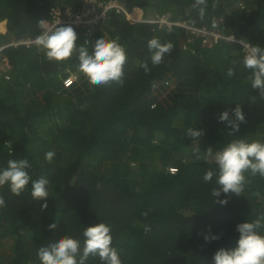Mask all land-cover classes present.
<instances>
[{
  "label": "trees",
  "instance_id": "obj_1",
  "mask_svg": "<svg viewBox=\"0 0 264 264\" xmlns=\"http://www.w3.org/2000/svg\"><path fill=\"white\" fill-rule=\"evenodd\" d=\"M118 1L138 18L171 13L264 49V0H206L203 18L196 0ZM239 1L245 9L235 7ZM80 3L0 0L1 27L7 20L0 63L10 65L8 79L0 68V168L27 159L32 180L49 181L46 210L44 200H33L31 182L21 195L0 186V264H42L38 248L63 236L78 239L82 254L83 230L101 222L111 226L122 264H212L217 249L235 246L238 223L264 217V176L245 172L243 191L229 194L226 206L213 196L214 152L241 138L264 142V94L251 86L243 46L220 40L208 48L186 41L183 27L136 23L112 9L88 42L77 30V44L90 51L101 35L126 50L122 82L98 85L79 70L75 51L55 62L36 44H8L41 35L52 8ZM153 38L173 44L159 65L148 48ZM237 105L246 116L239 132L219 120ZM196 128L202 135L193 140L187 133ZM208 171L213 180L205 182ZM209 232L220 239L206 243ZM85 264L102 262L90 255Z\"/></svg>",
  "mask_w": 264,
  "mask_h": 264
},
{
  "label": "clouds",
  "instance_id": "obj_2",
  "mask_svg": "<svg viewBox=\"0 0 264 264\" xmlns=\"http://www.w3.org/2000/svg\"><path fill=\"white\" fill-rule=\"evenodd\" d=\"M241 2L244 3L243 1L238 3ZM193 7L200 9V16L203 18L206 0H196ZM240 8L245 9L246 4L245 7L241 6ZM164 14L171 15V13H161L151 17H135L138 21L133 22L159 25L158 22L146 20H153ZM40 25L43 31L36 37L35 43L44 51L49 61H65L75 51L79 61L78 68L86 74L89 81L98 85L122 82L127 55L125 48L116 40L107 39L103 35L98 36L90 51L86 42L77 44L78 29L73 25H61L53 31H49L45 27L44 20L40 21ZM8 44L13 45L11 42ZM148 48L152 53V63L159 65L163 62L165 55L171 52L173 44L170 42L161 43L158 38H153L148 42ZM243 63L246 68L252 71V88L264 94V49L253 46L245 56ZM144 68L145 71L149 70L147 64L144 65ZM8 71H4L6 79L9 78ZM228 75H234L232 69H229ZM219 120L222 123L227 122L226 126L239 132L240 124L245 122L246 116L242 108L237 105L231 114L229 111L222 112L219 115ZM187 135L193 140H198L202 135V130L189 129ZM211 151L209 148L210 153ZM54 155V150H48L45 153V160L51 161ZM214 160L218 166L219 175L215 181L217 187L213 190V196L216 198L217 204L226 206L229 202V194L239 195L243 191L245 172L250 171L252 175L264 176V142H249L243 138L234 140L222 149L215 151ZM30 168L31 164L27 159L9 160L7 167L0 168V186L7 185L13 194L21 195L31 182L33 200H44L41 208L46 210L48 208L46 198L49 197L48 177L41 176L37 180H32L28 171ZM213 176L214 172L208 171L203 179L205 182H210L213 180ZM222 195L223 199H221ZM3 204L4 200L0 198V206ZM49 226L54 227V222L52 221ZM261 227H264V217L238 223L235 229L238 233L235 246L217 249L212 257V264H264V234L258 231ZM144 230L145 232L150 231V225H145ZM83 237L82 254L80 241L69 236H63L47 245H41L37 253L42 264H85L90 255L98 256L102 264H122L117 249L112 246L113 236L110 225L101 222L87 226L83 230ZM219 239V234L209 232L204 235L206 243Z\"/></svg>",
  "mask_w": 264,
  "mask_h": 264
},
{
  "label": "built area",
  "instance_id": "obj_3",
  "mask_svg": "<svg viewBox=\"0 0 264 264\" xmlns=\"http://www.w3.org/2000/svg\"><path fill=\"white\" fill-rule=\"evenodd\" d=\"M81 3L77 9L72 7H54L51 9V19L45 21V27L49 31H53L61 25H73L78 30L84 31V39L89 36L87 42L97 32V26L102 25L106 21L108 11L112 9H118L123 11L126 16H129V12L126 11L125 7L118 0H80ZM242 7H245L244 3H240ZM131 21H138L137 19L128 18ZM140 21V20H139ZM151 22H158L159 25H168L169 27L177 25L183 27L188 31V38L186 41L193 42L196 39L200 40L201 43L211 48L220 40H226L231 42L239 43L243 46V51L246 55L250 52L253 45L245 41L244 39L237 38L234 35L226 36L223 31L210 30L207 26H199L195 21L177 20L173 19L170 14H164L156 17L153 20H146ZM35 38H26L23 41H18L13 44L32 45L35 43ZM95 42V38L93 43ZM185 43L184 48H186ZM45 202V201H44ZM43 202V203H44ZM47 202V201H46Z\"/></svg>",
  "mask_w": 264,
  "mask_h": 264
},
{
  "label": "rangeland",
  "instance_id": "obj_4",
  "mask_svg": "<svg viewBox=\"0 0 264 264\" xmlns=\"http://www.w3.org/2000/svg\"><path fill=\"white\" fill-rule=\"evenodd\" d=\"M235 7H241V5L237 2V4H235ZM128 15H129V16H127V18H131V19L135 18V16L132 15V14H128ZM4 22H5V24H4V25H5V28L1 27V24H0V31H1V32H5V31H7V29H6L7 20H4ZM2 24H3V23H2ZM25 39H26V38H23V39H21V40L12 39V40H11V44L16 43V42H18V41H23V40H25ZM13 45L17 46V44H13ZM18 45H22V44H18ZM27 46H30V45H27ZM244 53H245V52H244ZM245 56H246V53H245ZM244 58H245V57H244ZM0 68H1L3 71H8V70H10V65H9V63H8L7 58H4V61L0 63ZM77 76H78L77 73L73 74L71 77H69L68 79H66V83L69 85L70 83H72V81H74V80L77 79ZM170 85H171L172 87L174 86L172 83H170ZM7 247H8V245H7Z\"/></svg>",
  "mask_w": 264,
  "mask_h": 264
},
{
  "label": "crops",
  "instance_id": "obj_5",
  "mask_svg": "<svg viewBox=\"0 0 264 264\" xmlns=\"http://www.w3.org/2000/svg\"><path fill=\"white\" fill-rule=\"evenodd\" d=\"M6 26H7V24H6Z\"/></svg>",
  "mask_w": 264,
  "mask_h": 264
},
{
  "label": "bare ground",
  "instance_id": "obj_6",
  "mask_svg": "<svg viewBox=\"0 0 264 264\" xmlns=\"http://www.w3.org/2000/svg\"><path fill=\"white\" fill-rule=\"evenodd\" d=\"M1 23V22H0Z\"/></svg>",
  "mask_w": 264,
  "mask_h": 264
}]
</instances>
